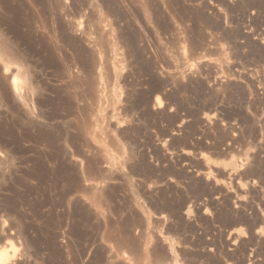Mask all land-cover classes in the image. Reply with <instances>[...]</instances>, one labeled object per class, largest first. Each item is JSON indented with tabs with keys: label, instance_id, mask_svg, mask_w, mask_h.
Here are the masks:
<instances>
[{
	"label": "rangeland",
	"instance_id": "374dc122",
	"mask_svg": "<svg viewBox=\"0 0 264 264\" xmlns=\"http://www.w3.org/2000/svg\"><path fill=\"white\" fill-rule=\"evenodd\" d=\"M0 37V264H264V0H0Z\"/></svg>",
	"mask_w": 264,
	"mask_h": 264
},
{
	"label": "bare ground",
	"instance_id": "6f19581e",
	"mask_svg": "<svg viewBox=\"0 0 264 264\" xmlns=\"http://www.w3.org/2000/svg\"><path fill=\"white\" fill-rule=\"evenodd\" d=\"M77 31V30H76ZM4 43H3V39L0 37V49L4 48ZM0 261H2L4 259V256H0ZM7 261V260H6ZM4 264V262H2Z\"/></svg>",
	"mask_w": 264,
	"mask_h": 264
}]
</instances>
